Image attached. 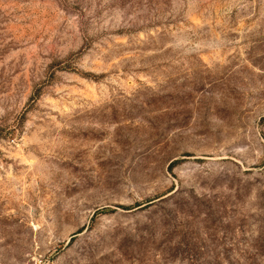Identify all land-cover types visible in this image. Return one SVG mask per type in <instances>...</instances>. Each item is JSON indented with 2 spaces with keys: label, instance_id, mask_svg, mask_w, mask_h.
Instances as JSON below:
<instances>
[{
  "label": "rangeland",
  "instance_id": "obj_1",
  "mask_svg": "<svg viewBox=\"0 0 264 264\" xmlns=\"http://www.w3.org/2000/svg\"><path fill=\"white\" fill-rule=\"evenodd\" d=\"M0 264H264V0H0Z\"/></svg>",
  "mask_w": 264,
  "mask_h": 264
}]
</instances>
